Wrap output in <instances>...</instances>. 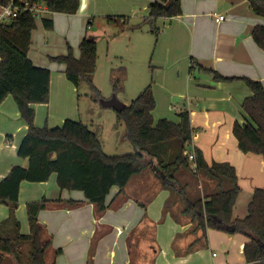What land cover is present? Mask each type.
I'll list each match as a JSON object with an SVG mask.
<instances>
[{
	"label": "crops",
	"instance_id": "obj_1",
	"mask_svg": "<svg viewBox=\"0 0 264 264\" xmlns=\"http://www.w3.org/2000/svg\"><path fill=\"white\" fill-rule=\"evenodd\" d=\"M100 1L81 0L75 14L46 10L36 18L29 57L35 65L51 70L52 102L61 107L56 109L46 103L33 104L37 126H61L67 118L83 121L69 115L65 109L76 95V85L65 72L66 64L58 67L57 61L48 64L47 59L68 54L70 46L74 56L80 58L83 39L87 36L97 38L92 32L93 27L91 31L88 28L92 25L90 16L95 14ZM109 1L140 12V18L148 22L150 6L156 0ZM181 3L180 15L160 18L155 24L160 34V46L155 57L153 80L156 81L152 85L157 102L153 115L158 112V119H154L167 118L179 122L181 112L189 113L193 127L189 150L196 154V149H200L208 164L226 161L235 166L241 192L233 215L244 218L255 190L264 187V157L242 151L233 127L236 121L245 122L242 104L253 94L243 78L261 81L264 86V48L251 34L254 26L264 24V17L255 13L250 0H181ZM2 11L0 6V16ZM117 11L119 13L109 14L108 19L113 16L116 19L112 21L119 18L125 22V14L120 9ZM220 15L225 19L217 22L216 17ZM43 17L52 18L54 27L46 28ZM87 17L90 18L88 28ZM76 22L79 26L71 31L69 28ZM58 26L65 31L69 29L66 42L53 34L52 29ZM216 73L237 78L219 80ZM147 82L144 84H152ZM173 98L179 100L174 103ZM163 105L167 108H162ZM171 113L176 114V119L171 118ZM44 114L47 117H43ZM86 124L101 140L95 123ZM27 131L28 125L10 94L0 105V182L14 165L28 164V160L18 154V146ZM177 178L192 200L204 198L218 189L217 180L204 171L195 172L182 166ZM119 191L118 187L112 189L107 199L110 207L99 215L83 191L62 190L56 173L44 182L23 181L16 211L21 232H30L28 202L46 197L51 203L39 212L38 217L53 238L49 260L46 256L47 264H141L143 259L148 260L149 253V264H154L152 252L159 257L162 250L166 253L164 264H184L185 256L201 248L212 251L214 247L223 249L228 255L213 257L212 264H247L244 256L247 237L210 227L204 236L197 221L183 212V199L177 192L163 186L151 166L134 175L122 194ZM158 195L161 198L157 201V209L161 207L149 214L148 207ZM70 199L81 201V204L71 207L55 203ZM9 214L10 208L0 203V222ZM162 223L164 228H158ZM8 257L19 264L11 255Z\"/></svg>",
	"mask_w": 264,
	"mask_h": 264
},
{
	"label": "trees",
	"instance_id": "obj_2",
	"mask_svg": "<svg viewBox=\"0 0 264 264\" xmlns=\"http://www.w3.org/2000/svg\"><path fill=\"white\" fill-rule=\"evenodd\" d=\"M12 0H0V6ZM30 4L43 3L51 12L75 14L81 0H29ZM18 3V0H16ZM256 14L264 17V0H250ZM182 13L181 0H156L150 6L147 21L158 36L155 26L160 18H172ZM116 19L109 16V20ZM46 28L54 27V20L43 17ZM36 17L31 10H22L17 16L0 21V105L8 95H13L24 120L27 134L18 146V154L28 160L27 165H14L0 182V203L10 208L9 216L0 222V264H7L8 255L19 264H47L46 256L52 247L53 238L39 220V212L51 201L43 197L27 204L29 233L21 232V222L16 211L23 181H48L57 174L59 187L64 190H80L95 205L101 215L110 204L107 199L114 187L122 194L130 179L151 166L163 186L178 193L183 199V212L197 221L207 235V229L215 228L229 233H240L247 237L244 256L247 264H264V187L257 188L244 218H235L233 210L241 187L235 166L230 162L214 161L208 164L203 152L196 149V160L189 157V144L193 138V127L187 111L181 112L179 122L167 118L154 119L157 102L152 84L118 113V122L125 124L124 138L133 146V152L108 154L94 130L83 121L65 119L61 126H37L35 103H48L51 89V70L34 64L29 57L32 32L36 28ZM254 40L264 48V24L252 28ZM80 58L74 56L72 47L68 54L52 57L53 61L66 64V75L76 87L88 82L95 100L102 97L93 78L97 66L98 46L94 37L87 36L80 44ZM122 78L125 67L120 69ZM219 80H233L216 73ZM253 94L243 104L245 122H235L233 132L239 148L264 157V86L261 81L243 78ZM121 79L113 77L116 91ZM195 165L196 167L192 166ZM204 171L217 180V190L204 198L190 199L177 178L182 167ZM59 205L78 206L81 201L58 200ZM60 249L57 250L59 252Z\"/></svg>",
	"mask_w": 264,
	"mask_h": 264
},
{
	"label": "rangeland",
	"instance_id": "obj_3",
	"mask_svg": "<svg viewBox=\"0 0 264 264\" xmlns=\"http://www.w3.org/2000/svg\"><path fill=\"white\" fill-rule=\"evenodd\" d=\"M125 14L126 21L117 18L115 21H109V14L119 13ZM92 20V25L88 28L89 19ZM87 17L88 31L95 33L97 37L98 55L96 72L93 78L94 84L100 89L103 98H111L114 94L127 105L135 99L140 92L145 88L144 84L152 82L154 85L155 75V57L158 53L160 41L159 35L151 30V24L145 22L140 18V12H135L131 8L119 6L116 2L103 0L99 2L93 16ZM79 22H76L71 28V31L76 30ZM68 29V31H69ZM53 34L58 36L59 40L66 42L68 31L62 29L61 26L52 29ZM48 64H52L51 58L47 59ZM56 62V61H55ZM58 67L63 66L62 63H56ZM153 65L154 67H150ZM125 67L126 76L122 78V71L120 69ZM118 76L121 79L120 87L115 91L113 86V77ZM75 100L70 101L71 104H66L65 109L69 115L77 119H82L84 123L94 122L95 127L101 135L102 147L108 153L125 154L133 152L132 144L124 138L126 132L125 124L118 122V113L112 107H104L100 100L97 101L93 97L92 89L88 82H82L75 90ZM178 98H173L172 101L176 103ZM53 101L52 91L50 89V98L48 103L50 108H60ZM63 106V105H61ZM167 108L164 105L162 108ZM53 109V110H56ZM47 111V110H46ZM155 119H158V112L154 113ZM172 115V113H171ZM43 117H47L46 114ZM176 119L174 113L171 118ZM150 166V165H149ZM147 166V167H149ZM193 166V165H192ZM146 167V168H147ZM163 193V192H161ZM158 195L151 207H148V213L151 211H159L157 209V201L161 198ZM155 213V212H153ZM148 214V215H149ZM160 221V220H158ZM158 226V223H157ZM165 224H160L158 228H164ZM138 231H141L139 229ZM142 248V247H141ZM162 250L160 256L154 255L159 264H164L163 259L166 256ZM148 252V250H145ZM216 252L215 255L212 253ZM50 251L47 255V260L50 258ZM228 254L223 249L214 247L212 251L209 248H201L200 250L185 256L184 264H212V258L224 257ZM148 260L150 253L147 254ZM154 259V258H153ZM236 259V256H233ZM26 264L25 258L22 259ZM147 259H143L141 264H149ZM151 260V258H150ZM48 262V261H47ZM7 264H17L12 258H8Z\"/></svg>",
	"mask_w": 264,
	"mask_h": 264
},
{
	"label": "built area",
	"instance_id": "obj_4",
	"mask_svg": "<svg viewBox=\"0 0 264 264\" xmlns=\"http://www.w3.org/2000/svg\"><path fill=\"white\" fill-rule=\"evenodd\" d=\"M2 7L3 11L0 16V21H5L9 18L17 16L22 10H31L36 18L40 17L41 14L46 10L49 11L47 6L44 7L43 3L30 4L29 0H18V3H16V0H12L8 5H4ZM224 19V15L216 17L217 22H220ZM189 157L192 161L196 160V154L194 152L190 153ZM194 167L196 166L194 165Z\"/></svg>",
	"mask_w": 264,
	"mask_h": 264
},
{
	"label": "water",
	"instance_id": "obj_5",
	"mask_svg": "<svg viewBox=\"0 0 264 264\" xmlns=\"http://www.w3.org/2000/svg\"><path fill=\"white\" fill-rule=\"evenodd\" d=\"M100 103L105 107L114 108L117 112H121L127 107V104L121 101L116 94H114L111 98H101Z\"/></svg>",
	"mask_w": 264,
	"mask_h": 264
}]
</instances>
